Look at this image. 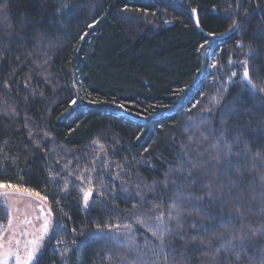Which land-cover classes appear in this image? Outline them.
Returning <instances> with one entry per match:
<instances>
[{"label": "trees", "instance_id": "obj_1", "mask_svg": "<svg viewBox=\"0 0 264 264\" xmlns=\"http://www.w3.org/2000/svg\"><path fill=\"white\" fill-rule=\"evenodd\" d=\"M58 2L10 0V18L5 24L13 29L0 32V148L8 154L0 152V180L48 196L54 231L39 264H63L65 245L72 249L67 264H104L101 256L110 242L88 240L103 234L97 232V225L132 223L141 240L146 234L129 216L136 199L112 200L109 193L123 195L121 188H128L134 195L137 182L163 180L176 162L178 145L186 143L192 133L199 136L195 122L200 121L202 109L211 106V97L218 95L221 81L228 82L231 92L242 87L239 77L229 82L231 71H240L229 63V57L233 61L243 58L236 47L241 38L245 44L252 41L264 57V38H253L256 24L264 17V0H241L252 23L247 31L226 36L219 33L229 28L236 0H73L77 12L70 17L65 12L63 26L48 22ZM125 6L140 11L123 12ZM21 13L26 14L24 18ZM121 17H132L135 22L117 23ZM41 18L45 23L38 25ZM94 20L97 23L88 28ZM9 37L16 41L10 47ZM200 44L204 47L197 51ZM28 77L30 86L25 88ZM5 81L10 91L4 89ZM94 98L116 103L88 102ZM72 99L77 103L70 106ZM228 99L230 94L224 102ZM13 106L18 117L4 114ZM25 116L38 134L34 138L41 139L40 149L28 140ZM258 120L257 116L250 126L255 128ZM213 126L219 127L206 124L204 131ZM44 131L49 138L43 137ZM249 143L253 153H264V139L253 136ZM77 173L93 177L94 202L88 207L76 199V185L81 183ZM65 176L67 194L62 191ZM88 183L84 181L85 186ZM162 191L157 188L158 193ZM169 198L164 197L165 204ZM146 199L154 197L146 193ZM56 200H60L58 206ZM5 208L0 200V226L7 229L10 211ZM58 240L64 243L58 245ZM189 260L202 264L204 257L189 251Z\"/></svg>", "mask_w": 264, "mask_h": 264}, {"label": "snow or ice", "instance_id": "obj_2", "mask_svg": "<svg viewBox=\"0 0 264 264\" xmlns=\"http://www.w3.org/2000/svg\"><path fill=\"white\" fill-rule=\"evenodd\" d=\"M41 3L47 4L48 0H41ZM9 5L10 0H0V32H10L13 29L11 24H5L10 18ZM77 9L78 6L73 0H59L53 17L48 22L63 26L65 12L70 17ZM122 11L135 13L140 10L125 6ZM192 12L195 13L196 9H192ZM25 15L21 13V18ZM250 17L249 10L241 7V0H236L229 16L231 24L227 31L219 35L247 31L252 23ZM133 22L135 21L132 17H121L117 21ZM36 23L40 25L45 21L41 18ZM95 23L97 21L94 20L87 27L92 28ZM196 26L200 27L198 20ZM16 36L19 37L20 33H16ZM83 38L81 36V39ZM253 38H264V17L256 24ZM15 42L10 37L7 41L9 47ZM204 43L208 41L205 40ZM203 47L204 44H200L197 51ZM236 47L242 51L243 58L233 61L229 57V63L240 68L239 72L231 71L229 82L239 77L242 87L231 92L227 86L228 82L221 81L222 87L217 90L218 95L211 97V106L202 109L200 121L195 122L199 136L192 133L186 137V143L181 142L178 145L176 162L164 173L163 180H153L151 184L137 182L134 185V195L129 193L128 188H121L123 195L109 193L112 200L136 199V203L128 210L129 216L135 218V224L143 227L146 234L141 240L132 223L107 224L103 227L97 225V232L103 234L89 236L88 240H100L105 244L110 242V247L101 256L104 264H190L189 251L200 252L204 257L202 264H264V153H253L249 143L253 136L264 139V57L260 54L262 50L254 48L252 41L245 44L241 38L237 40ZM44 63L47 64V60ZM210 66L217 68V63ZM30 80L31 77H28L25 81V88L30 86ZM45 82L50 83L48 77H45ZM3 87L9 89V82L5 81ZM31 94L37 95L34 88ZM38 94L47 99L43 91ZM229 94L231 99L225 103ZM24 100L27 101L28 96H25ZM88 102L116 103L95 98ZM3 103L6 105L7 101ZM76 103L75 99L69 101L70 106ZM117 106L124 108L123 104ZM4 114L19 116L14 106ZM257 116L259 120L253 128L250 125ZM191 119L189 117V120ZM28 120L25 116L23 126L28 129V140L35 149H40L41 139L34 138L38 134H34ZM206 124L219 127L213 126L205 132ZM231 124L236 127H230ZM43 137L49 138L50 134L44 131ZM0 152L8 155L3 148H0ZM256 161H259V164ZM55 163L58 164L59 161ZM67 175L71 176L72 172L68 171ZM63 179L65 183L62 191L67 194L69 181L67 176ZM76 179L81 181L76 185V199L88 207L90 202H94V188L91 183L93 177L77 173ZM85 180L89 182L88 186L84 185ZM158 187L163 191L158 193ZM146 193H151L154 199H146ZM100 195L108 200V195L103 192ZM14 196L38 198L40 215L36 220L41 222L36 225L33 220L27 218L21 221L22 224L32 226L31 232L25 229L19 233L20 236L31 237L23 241L17 238L15 232L6 236L8 230L0 226V264H8L10 258H14L15 264H39L37 254L44 246L45 238L54 231L52 208L48 207L46 210L44 207L49 205L50 201L47 195H41L29 186L0 180V198L8 202ZM165 196H170L167 204L164 201ZM112 200L108 202L112 203ZM55 204L58 206L60 200H56ZM9 208L11 204L4 210L9 212ZM12 224L13 218L9 212V229ZM72 231L75 233L76 229ZM177 240L180 241L179 245ZM62 243L64 242L57 241L58 245ZM71 244H76V241L72 240ZM71 250L65 245L61 252L63 264H67Z\"/></svg>", "mask_w": 264, "mask_h": 264}, {"label": "rangeland", "instance_id": "obj_3", "mask_svg": "<svg viewBox=\"0 0 264 264\" xmlns=\"http://www.w3.org/2000/svg\"><path fill=\"white\" fill-rule=\"evenodd\" d=\"M0 200L5 202L3 198H0ZM5 204L7 205V207L9 206V204H11V208H9V211L13 218V224L11 226V229H9V225H8L6 229L8 231H6L5 235L8 236L12 232H15L17 233V238L21 239L22 241L25 239H30L31 238L30 236L24 237L19 235V233L25 229L28 230L29 232L32 231L31 225L22 224L21 221L27 218L33 220V223L36 225H38L41 222L36 220V217L40 215L38 198L33 197L32 199H29L27 196H23V197L14 196L8 202H5ZM44 207L47 210L49 206L45 205ZM52 221L54 226V213H53ZM50 234L45 238L44 246L42 247L41 251L37 254L38 258L42 254V251L45 247L46 241L50 236ZM8 264H15L14 258H10Z\"/></svg>", "mask_w": 264, "mask_h": 264}, {"label": "water", "instance_id": "obj_4", "mask_svg": "<svg viewBox=\"0 0 264 264\" xmlns=\"http://www.w3.org/2000/svg\"><path fill=\"white\" fill-rule=\"evenodd\" d=\"M176 1V0H175ZM198 20V19H197ZM197 20H196V22H197Z\"/></svg>", "mask_w": 264, "mask_h": 264}]
</instances>
